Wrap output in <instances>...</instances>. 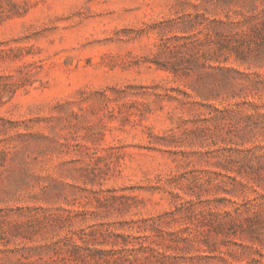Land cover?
<instances>
[{
	"label": "rangeland",
	"instance_id": "rangeland-1",
	"mask_svg": "<svg viewBox=\"0 0 264 264\" xmlns=\"http://www.w3.org/2000/svg\"><path fill=\"white\" fill-rule=\"evenodd\" d=\"M0 264H264V0H0Z\"/></svg>",
	"mask_w": 264,
	"mask_h": 264
}]
</instances>
